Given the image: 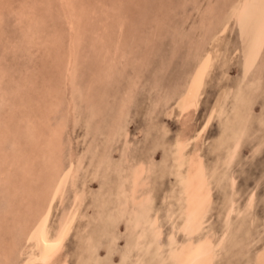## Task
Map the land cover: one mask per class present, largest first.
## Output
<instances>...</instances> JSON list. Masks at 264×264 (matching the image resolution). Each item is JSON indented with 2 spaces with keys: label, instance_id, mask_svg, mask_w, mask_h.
Listing matches in <instances>:
<instances>
[{
  "label": "rangeland",
  "instance_id": "1",
  "mask_svg": "<svg viewBox=\"0 0 264 264\" xmlns=\"http://www.w3.org/2000/svg\"><path fill=\"white\" fill-rule=\"evenodd\" d=\"M56 193L54 264H264V0H0V264Z\"/></svg>",
  "mask_w": 264,
  "mask_h": 264
},
{
  "label": "bare ground",
  "instance_id": "2",
  "mask_svg": "<svg viewBox=\"0 0 264 264\" xmlns=\"http://www.w3.org/2000/svg\"><path fill=\"white\" fill-rule=\"evenodd\" d=\"M239 5H240V2L233 4V6L230 8V12L226 18L225 25L223 26L222 30H220L218 32V34L214 37V39H213L214 43L211 42L214 45L211 48L207 47L208 50L206 52V55H204L205 58L203 59V61L201 62V64L197 68V70L195 71L192 79L190 80L188 87L186 86L187 89H186L185 93L183 95H181V97H179L180 99L176 102L175 107L177 108L179 113H182V112L188 110L189 108L196 106L195 104H196V101H197V98L199 95V90H200L201 84H202V82L205 78V75H206V73H207V71L211 65L212 59H214L213 57H215V54L217 51V46H218L217 41L219 39L218 37L220 36L221 33L224 32L226 25L228 23V20L231 17H233L237 22V17H238V12H239L238 10L240 9ZM71 35H72V32H71ZM70 50H71V48H70ZM69 63H71V61ZM213 111H214V108L211 109L209 116L211 115V113ZM209 116H208V118H209ZM181 148L183 149L184 147L181 146ZM180 165H181V163H180ZM73 167H74V165H73ZM198 170L200 171L201 169H198ZM74 172H75V170L73 169L71 171V174L74 175ZM60 193H56L55 196L52 198V200L50 201V204L47 208V211L44 215V218H43L40 226H38L39 228L37 229V231L30 234V236L28 237V239L24 245V248L22 251L23 254L35 257V261H31L30 264H32V263L54 264L55 263V257L57 256L58 252L60 251L62 244H63V240H64L65 236L67 235L68 230H70V227H71L75 217L77 216L78 209H79V203H80V196H79V194L76 193L77 195L75 194L76 198H75L74 206H73L72 210L70 211V213L67 215L66 220L64 221L63 225L61 226V229H60L58 235L56 236L55 241L53 243H50L48 241L47 237H48V232L50 229L48 227L47 220H48L49 213H50L54 203L56 201H58V203L60 204V198H61V196L59 195Z\"/></svg>",
  "mask_w": 264,
  "mask_h": 264
}]
</instances>
